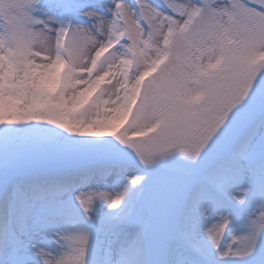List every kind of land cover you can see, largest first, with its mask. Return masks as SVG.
<instances>
[{"label":"snow or ice","instance_id":"6c2138e0","mask_svg":"<svg viewBox=\"0 0 264 264\" xmlns=\"http://www.w3.org/2000/svg\"><path fill=\"white\" fill-rule=\"evenodd\" d=\"M0 264H264V0H0Z\"/></svg>","mask_w":264,"mask_h":264}]
</instances>
